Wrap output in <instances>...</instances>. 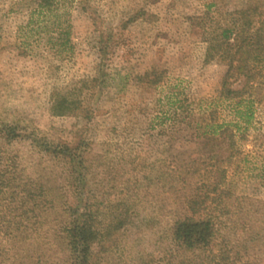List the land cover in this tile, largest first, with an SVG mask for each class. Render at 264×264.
<instances>
[{"label":"rangeland","instance_id":"obj_1","mask_svg":"<svg viewBox=\"0 0 264 264\" xmlns=\"http://www.w3.org/2000/svg\"><path fill=\"white\" fill-rule=\"evenodd\" d=\"M37 3L0 0V124L16 132L0 139V264H67L61 231L88 211L125 220L109 250L90 247L99 264H264V61L245 125L218 96L226 64L205 59L216 26L264 0ZM62 97L79 107L55 116ZM204 220L211 244L179 248L174 223Z\"/></svg>","mask_w":264,"mask_h":264},{"label":"trees","instance_id":"obj_2","mask_svg":"<svg viewBox=\"0 0 264 264\" xmlns=\"http://www.w3.org/2000/svg\"><path fill=\"white\" fill-rule=\"evenodd\" d=\"M75 0H38L36 12L38 15H50L59 10L60 7L70 5ZM230 20L224 25L216 26L210 33V40L205 54V59L213 60L217 58L226 64V69L219 86L218 96L223 101L232 104L235 116L245 125L249 124L252 118L255 103H260L263 99L257 93L260 83L257 78L261 77L260 70L257 69L264 61V14L257 12L251 4L246 8L235 10L229 14ZM32 21V20H30ZM251 64H254L251 66ZM146 74L142 78L148 81ZM237 82V83H236ZM157 85L159 80L150 82ZM79 107L78 103L66 98L56 100L52 105V114L55 116H65L72 114ZM206 126V125H205ZM210 136H214L218 129L223 126H211ZM226 127V126H225ZM204 135L205 132H203ZM227 134V135H226ZM225 135L228 141L227 149L234 145V134L225 128L219 136ZM16 136L15 130L0 124V139L12 138ZM213 139V138H212ZM77 144L54 150L55 158H74L72 149ZM232 149V148H231ZM1 161V158H0ZM214 181L210 183L211 191H217L221 181L219 175L224 173L217 166L213 171ZM0 182V196L6 195L12 189L10 183L12 179ZM7 192H6V191ZM13 194H10V196ZM31 192L26 193V197H32ZM197 203L188 201L186 206L191 212L197 211ZM75 209V208H74ZM78 209H75V213ZM12 212H8L10 216ZM96 216L88 211L80 215L74 214L70 222L61 231L63 244L69 253L67 264H99L96 256L90 253V247L97 244L100 251H107L112 247L116 233L125 224L124 217L117 214L110 225L100 228ZM114 221V222H113ZM214 222L211 220L177 221L173 225V241L184 251L204 250L207 248L215 235Z\"/></svg>","mask_w":264,"mask_h":264}]
</instances>
